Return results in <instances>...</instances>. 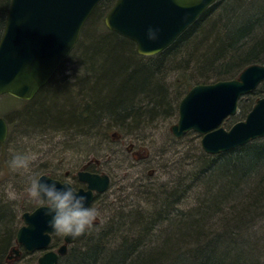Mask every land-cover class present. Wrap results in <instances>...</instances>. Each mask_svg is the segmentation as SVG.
Wrapping results in <instances>:
<instances>
[{
  "label": "trees",
  "instance_id": "16d2710c",
  "mask_svg": "<svg viewBox=\"0 0 264 264\" xmlns=\"http://www.w3.org/2000/svg\"><path fill=\"white\" fill-rule=\"evenodd\" d=\"M115 2H100L75 49L33 100L2 96L21 108L2 112L10 132L0 148L16 128L24 133L42 128L92 134L106 123L139 125L164 112L178 114L180 102L174 111L164 73L159 74L165 63L195 65L193 70L203 78L190 83L189 90L238 78L249 65L264 64V0H218L173 45L152 57L139 55L133 41L106 27L93 31L91 22ZM10 4L0 0V39ZM177 57L182 61L176 63ZM70 63L73 73L60 77L63 65ZM185 78L178 79V86ZM262 94L256 90L242 98L241 112L226 122L246 117L244 101ZM196 161L185 179L163 184L152 180L142 192L151 210L118 213L105 231L94 235L89 230L76 243L83 248L70 247L59 264H264V138ZM192 190L201 191L195 207L180 210V200ZM10 207L0 201V264L11 262L8 256L16 247L18 229ZM114 233L122 234L117 237L122 242L107 247L106 238Z\"/></svg>",
  "mask_w": 264,
  "mask_h": 264
},
{
  "label": "water",
  "instance_id": "95a60500",
  "mask_svg": "<svg viewBox=\"0 0 264 264\" xmlns=\"http://www.w3.org/2000/svg\"><path fill=\"white\" fill-rule=\"evenodd\" d=\"M102 0H11L4 33L0 39V96L11 95L31 101L48 84L64 60L75 49L82 30ZM217 0H116L105 17L106 27L133 41L141 56H155L171 45ZM158 29V38L150 40L147 29ZM264 83V65L245 68L236 79L192 87L179 103V120L172 127L181 138L194 131L202 136V148L208 154L234 150L264 138V96L259 98L242 121L230 129L225 120L239 112L240 100L254 93ZM9 134L6 120L0 118V144ZM79 189L92 205L95 192H106L108 175L80 171ZM42 179H53L47 175ZM41 205L22 215L24 225L17 231V241L29 253L44 251L37 264H59L68 246L84 240L64 236L65 244L50 249L53 235L49 217ZM14 252L19 255V250Z\"/></svg>",
  "mask_w": 264,
  "mask_h": 264
},
{
  "label": "rangeland",
  "instance_id": "374dc122",
  "mask_svg": "<svg viewBox=\"0 0 264 264\" xmlns=\"http://www.w3.org/2000/svg\"><path fill=\"white\" fill-rule=\"evenodd\" d=\"M106 15L107 13L101 14L97 20L91 22L90 25L92 28L94 27L93 31L97 27L100 30L102 27H106ZM99 29L97 30L99 31ZM179 59L176 63L182 61L181 58ZM191 64L183 66V68L172 67L166 63L161 66L162 70L159 74L164 73L163 82L169 89L174 111L177 101L180 102L185 92L187 93L189 90L188 85L203 78L200 73L197 74L193 70L195 65ZM74 69L73 63L63 65L60 77L70 76ZM182 75H186V81L178 86V79ZM258 90L262 91L263 96L264 84ZM260 97L248 98L244 101L243 105L248 107V113ZM20 108L21 105H18L17 102L6 103L0 97V118L3 117L6 120L3 111L11 109V111L18 112ZM172 113L173 111L164 112L163 115L151 117L148 122L144 121L139 125L106 123L95 129L92 134L51 131L49 129L43 131L42 128L24 133L19 128L14 129L10 142L0 148V201L13 209L15 227L19 229L24 225L23 213L31 212L42 205L28 191L29 176L32 173H37L40 176L47 175L62 182L71 181L74 185L78 184L77 173L85 167L92 166L101 173L109 174L112 178L111 187L93 205L99 210V216L95 222L98 227L91 229V234L94 235L109 228V219L117 216L118 213L129 214L134 210L142 213L151 210V201L142 192L153 182L152 180L163 184L169 183L177 177L185 179L187 173L197 165L196 160L207 154L202 148V136L199 133L191 131L181 138L173 134L172 127L178 123L179 109L178 114ZM244 118L240 120H244ZM238 121H228L223 126L229 129ZM10 147L21 151H30L34 154L29 171H13L9 168L7 160L10 156ZM9 182L16 191L14 197H10L8 194ZM199 193L201 194V191H189L178 204L180 210L193 209L197 203L196 198L200 196ZM105 226L107 228L104 230ZM116 235V233L108 234L107 247L114 248L122 242L121 238L117 240V237L119 235L122 237V234ZM60 237L62 238V235L54 238L55 247L61 245ZM144 240L148 239L144 238ZM159 240L151 242L150 245H157ZM17 247L21 249V255L13 257L8 264H37L40 253H28L20 246L17 245ZM71 247L83 248L79 244H74ZM9 254L13 255L12 252Z\"/></svg>",
  "mask_w": 264,
  "mask_h": 264
},
{
  "label": "clouds",
  "instance_id": "9594fccd",
  "mask_svg": "<svg viewBox=\"0 0 264 264\" xmlns=\"http://www.w3.org/2000/svg\"><path fill=\"white\" fill-rule=\"evenodd\" d=\"M147 37L150 40L158 38V29L149 26ZM10 156L7 164L13 171H29L34 154L30 151H21L14 147L9 148ZM28 191L38 202L44 204L48 225L52 231L71 237H78L96 225L99 210L88 203V196L73 185L71 181L57 183L53 179H42L37 173L29 176ZM8 194L16 195V191L9 182Z\"/></svg>",
  "mask_w": 264,
  "mask_h": 264
},
{
  "label": "flooded vegetation",
  "instance_id": "af4514ba",
  "mask_svg": "<svg viewBox=\"0 0 264 264\" xmlns=\"http://www.w3.org/2000/svg\"><path fill=\"white\" fill-rule=\"evenodd\" d=\"M80 171H86V172H91V173H100L97 169H95V168H93L92 166H89V167H85L84 169H82V170H80ZM79 171V172H80ZM78 172V173H79ZM77 173V180H78V184H76V185H74L78 190L79 189H81V188H83V189H87V185L84 183V182H82V181H80V179H79V174ZM100 174H106V173H100ZM109 175V174H108ZM110 176V175H109ZM110 179H111V182H112V178H111V176H110ZM106 193V192H105ZM105 193H96L95 194V197H94V201H93V204L92 205H94L97 201H98V199L102 196V194H105ZM59 236L60 235H62V238L60 237V240H61V242H59V243H64V235L65 234H58ZM55 236V235H54ZM53 236V237H54ZM9 259H10V256H9ZM10 260H12V259H10Z\"/></svg>",
  "mask_w": 264,
  "mask_h": 264
}]
</instances>
